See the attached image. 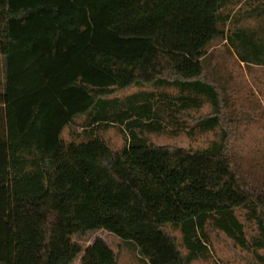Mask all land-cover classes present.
Segmentation results:
<instances>
[{"label":"trees","instance_id":"obj_1","mask_svg":"<svg viewBox=\"0 0 264 264\" xmlns=\"http://www.w3.org/2000/svg\"><path fill=\"white\" fill-rule=\"evenodd\" d=\"M243 4L245 16L264 14V0H0V264H68L70 235L98 229L145 264L205 256L207 225L264 251V181L256 188L233 170L222 100L204 76L217 38L238 61L264 65V32L226 28L243 20L230 10ZM144 85L176 94L109 97ZM205 100L212 112L195 127L222 126L219 139L202 149L148 142ZM80 117L87 139L65 142ZM110 126L127 138L118 151L94 134ZM239 207L256 224L251 242ZM112 255L96 240L84 261L116 264Z\"/></svg>","mask_w":264,"mask_h":264},{"label":"rangeland","instance_id":"obj_2","mask_svg":"<svg viewBox=\"0 0 264 264\" xmlns=\"http://www.w3.org/2000/svg\"><path fill=\"white\" fill-rule=\"evenodd\" d=\"M249 8L246 4L230 7L233 18L243 15L244 17L241 22L228 23V31L242 27L257 33L264 32V14L245 16L244 12ZM204 76L216 86L222 100V122L230 133L227 156L233 170L242 180L258 188L264 181V65L238 61L226 41L217 38L207 48ZM141 90H165L169 94H176L173 88L154 89L150 85H144L115 89L109 97H123ZM211 112L212 107L205 100L199 109L181 114L178 123H166L161 133H146V138L155 145L205 148L212 141L219 139L222 126L214 130L200 131L195 127V121ZM82 120V117L78 118L74 128L63 129L61 137L65 142L87 139L82 133ZM94 134L105 141L113 151L120 150L127 142L125 134L117 126L95 130ZM235 213L244 224L247 241L251 242L257 234L256 224L247 218L244 208H237ZM165 230L175 238L180 250L186 253L180 232L170 225L165 226ZM206 232L208 253L190 264H261L259 254H263V250L241 248L225 233L210 225L206 226ZM96 240L102 241L111 250L116 264H145L133 246L125 244L118 236L103 229L71 234L69 242L76 247V251L71 255L68 264H85L87 251L92 249ZM90 252L96 257L94 253L97 252Z\"/></svg>","mask_w":264,"mask_h":264}]
</instances>
